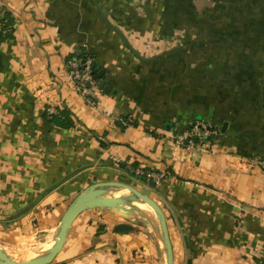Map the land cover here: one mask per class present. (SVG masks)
<instances>
[{
    "label": "crops",
    "instance_id": "0c3cea01",
    "mask_svg": "<svg viewBox=\"0 0 264 264\" xmlns=\"http://www.w3.org/2000/svg\"><path fill=\"white\" fill-rule=\"evenodd\" d=\"M0 8L14 21L0 37L2 246L56 233L79 193L120 181L164 209L175 264H264V0H0ZM83 54L105 72L95 105L69 80L67 60ZM54 107L67 108L73 125L52 121ZM198 121L219 132L177 145ZM137 169L166 176L152 187ZM90 211L52 264H161L145 225L117 233L122 216Z\"/></svg>",
    "mask_w": 264,
    "mask_h": 264
},
{
    "label": "water",
    "instance_id": "95a60500",
    "mask_svg": "<svg viewBox=\"0 0 264 264\" xmlns=\"http://www.w3.org/2000/svg\"><path fill=\"white\" fill-rule=\"evenodd\" d=\"M106 20L109 26L123 39L130 51L139 59L146 60V58L140 55L135 47L131 44L127 36L108 19ZM91 68L92 70H99L96 60H92ZM104 73V70H100L99 76H103ZM224 127H226V124ZM149 184L152 187L156 186L155 181H152ZM113 189L126 190L129 193L136 195L140 200L147 203L154 210L162 229L167 264H175L174 247L170 235L168 219L164 209L152 196L146 194L130 183L120 181L95 183L79 193L65 212L59 228L55 236L52 238L53 241L51 243V246L33 256L32 258L25 256L13 257L11 250L0 244V264H52L59 256V254L63 251L66 243L68 242L75 221L81 214L88 210L102 208L103 210H110L115 214L124 217L127 223H119L115 225L114 232L117 233L131 231L133 229V224H135L138 220L143 221L144 225L147 227L148 224L145 222V220L135 217L129 211L127 206L116 207L113 205L114 202H116L115 198L109 197V194Z\"/></svg>",
    "mask_w": 264,
    "mask_h": 264
},
{
    "label": "built area",
    "instance_id": "2783aa9c",
    "mask_svg": "<svg viewBox=\"0 0 264 264\" xmlns=\"http://www.w3.org/2000/svg\"><path fill=\"white\" fill-rule=\"evenodd\" d=\"M9 19L2 8H0V36L8 32L9 26L6 23ZM14 27V26H13ZM91 60L83 61L77 56H72L67 60L66 66L69 74V80L74 89L90 105L97 102L96 91L99 87V81L93 74ZM59 113L58 108H51L49 116ZM219 130L209 122L198 121L186 131L175 136V142L179 146L194 145L195 142L208 143L209 139L215 136ZM259 164L264 167V159L258 158ZM138 176L143 177L147 182L155 181L158 184L165 176L164 172L136 170Z\"/></svg>",
    "mask_w": 264,
    "mask_h": 264
},
{
    "label": "rangeland",
    "instance_id": "374dc122",
    "mask_svg": "<svg viewBox=\"0 0 264 264\" xmlns=\"http://www.w3.org/2000/svg\"><path fill=\"white\" fill-rule=\"evenodd\" d=\"M144 182H147L146 180H144ZM132 185H134V186H136L137 188H139L140 190H142L141 189V187H139L136 183H134V184H132ZM121 191H124V190H120V189H113L112 191H111V193L109 194V197L110 198H112V197H114L117 193H119V192H121ZM143 191V190H142ZM138 198V197H137ZM139 199V198H138ZM140 200V199H139ZM111 201H113V200H111ZM142 201V200H141ZM143 202V201H142ZM114 206H116V207H119V206H123L122 204H120L119 202L116 204V205H114ZM95 210V211H94ZM90 212H97V213H99V212H102V214H104L107 218H118V216L117 215H114L113 213L114 212H112V211H110V210H103L102 208H96V209H93V211H90ZM153 213H154V217H155V219H156V221H157V223H158V229H157V231L156 232H154L155 231V229L154 228H152L149 224H148V222H146L147 224H148V226L146 227V229H147V231H148V233L149 234H151V236L153 237V240L156 242V243H158V242H160V244H161V247H162V249H163V264L165 263V264H167V257L165 256L166 255V251H165V246H164V242L161 240V239H159V237H158V230L162 233V229H161V226H160V223H159V220H158V218H157V216H156V214H155V212H154V210H153ZM124 218V217H123ZM124 220H126L125 218H124ZM135 224H138V225H140V226H143L144 225V222L143 221H141V220H138ZM145 229V230H146ZM56 233L54 232V233H49V235H47V234H44V235H42V234H37V235H33V236H30V237H27V238H25V239H23L22 241H20L19 242V244L18 245H15L14 246V244H13V247L12 248H10V250H11V253L14 255H12L13 257H17V256H25V257H30V256H35V255H37L38 253H40V252H42L43 250H45L46 249V244L48 243V241L49 240H51V238H53L54 237V235H55ZM157 235V236H156ZM155 236V237H154ZM162 236H163V234H162ZM157 237H158V239H157ZM13 250V251H12ZM30 252V253H29Z\"/></svg>",
    "mask_w": 264,
    "mask_h": 264
},
{
    "label": "bare ground",
    "instance_id": "6f19581e",
    "mask_svg": "<svg viewBox=\"0 0 264 264\" xmlns=\"http://www.w3.org/2000/svg\"><path fill=\"white\" fill-rule=\"evenodd\" d=\"M115 201L113 205H116L118 202L122 204L123 206H127L129 211L137 218H142L148 224L155 229L154 232L158 229V223L154 217L153 209L145 202H142L137 198L136 195L129 193L128 191L124 190L119 193H117L115 196ZM158 237L163 241L162 233L158 230ZM157 236V235H156ZM155 237V236H154ZM157 237V239H158ZM53 241V240H52ZM51 243L46 244V249L51 246ZM160 243V242H159ZM4 245V244H3ZM7 248V246L5 245ZM10 249V248H9ZM13 251V250H12ZM163 251V250H162ZM13 253V252H12ZM30 253V252H29ZM162 253V252H161ZM13 255V254H12ZM14 256V255H13ZM166 256V255H165ZM33 256H30L29 258H32ZM162 255L160 256V258ZM161 261V260H160ZM164 262L163 260L161 261ZM165 264V263H164Z\"/></svg>",
    "mask_w": 264,
    "mask_h": 264
},
{
    "label": "trees",
    "instance_id": "16d2710c",
    "mask_svg": "<svg viewBox=\"0 0 264 264\" xmlns=\"http://www.w3.org/2000/svg\"><path fill=\"white\" fill-rule=\"evenodd\" d=\"M6 17L9 19L7 21V23H6V26H9V29H8V32L6 34L1 35L0 37L10 36V32L13 31L14 21L12 20L11 14L10 13H6ZM77 57H79L83 61H87V60H91L92 61V59H93L90 54H83V55H80V56H77ZM100 70H102L100 67H99V70H93V74H94V76L96 77V79L98 81L100 80V76H99ZM70 116H71V114H70L69 110L67 108H64V109L60 110L58 114L53 115L51 117H52V121H54L55 123H57L59 125H62L64 127H70V126L73 125V121L70 119ZM262 159H264V158H262ZM141 179L143 181L145 180L143 177ZM108 223L111 224L112 222H108Z\"/></svg>",
    "mask_w": 264,
    "mask_h": 264
}]
</instances>
